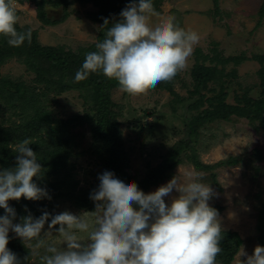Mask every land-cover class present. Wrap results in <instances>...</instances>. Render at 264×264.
<instances>
[{"label": "trees", "instance_id": "obj_1", "mask_svg": "<svg viewBox=\"0 0 264 264\" xmlns=\"http://www.w3.org/2000/svg\"><path fill=\"white\" fill-rule=\"evenodd\" d=\"M164 0H152L154 9L159 12ZM19 4H29L34 8L36 18L44 25H57L66 20L67 7L74 2L81 5L92 4L97 10L90 15L91 20L99 24L94 43L79 47L75 51L64 46H43L38 41V33L27 26L16 25L18 32L31 30L32 39L20 47H12L8 38L0 36V69L10 61L20 64L26 77H10L0 73V170L16 167L18 153L15 145L25 139L33 143L29 147L37 155V163L42 167L39 177L33 180L41 188H45L51 199L30 201L25 198L10 200L9 206L16 211L13 223L22 222V218L31 214L39 218L44 211L55 215L52 207L55 202H68L78 211L93 212L95 204L90 199L92 191L80 187L81 181L76 177V161L85 154L80 147L77 127H87L90 138L88 153L95 158L98 172L114 173L124 183L135 182L145 194L151 188L170 181L175 169L184 164L190 165L196 173L207 174L206 179L220 190L215 170L222 167L241 165L251 173V181L256 182L264 156L261 150L255 149L251 157L229 156L213 164L200 161L197 148L201 131L215 122H232L247 120L255 132L264 134V52L247 57L244 53L225 57L217 50L218 44L212 42L209 53L204 54L198 48L194 53V62L189 70V88L187 96L180 97L175 86L182 82L180 75L174 79L159 83L155 88L166 91L172 99L166 104L172 115L179 112L182 136L159 156L156 166L146 165L141 176L131 174L130 156L125 149L121 124L124 119L125 106L114 102L111 93L120 89L118 82L110 80L102 72L90 74L88 79L75 82V74L81 69L86 54L96 51V44L106 38V33L113 23L121 20L120 13L129 3L139 0H17ZM213 8L207 12L209 16H220L218 0H212ZM48 9H61L63 17L55 19ZM19 14V11H18ZM257 29L264 22V0L256 12ZM213 18V17H212ZM105 20L109 23L105 25ZM215 21V19L213 18ZM253 61L259 66L255 72L256 81L252 86H242L235 82L237 90L232 95L229 85L237 79L235 67L242 62ZM232 63L231 69L227 66ZM257 88V96H251L253 88ZM76 93L80 100L82 112L70 118H61L57 112L58 99L66 93ZM125 93V92H124ZM127 94V93H126ZM154 109L153 116L160 112ZM141 132L153 133L155 125L139 120ZM254 158L252 160L251 158ZM91 173V172H90ZM92 174V173H91ZM218 213L222 206H211ZM5 210L0 208V216ZM49 221L45 224L48 227ZM264 201H260L258 211L259 245L264 246ZM59 228L56 225L55 228ZM221 241L222 252L217 256V264H231L240 250L243 241L233 231L223 230ZM7 247L17 254L21 264H29L33 259L31 248L18 237L9 234ZM38 264H42L39 260Z\"/></svg>", "mask_w": 264, "mask_h": 264}, {"label": "clouds", "instance_id": "obj_2", "mask_svg": "<svg viewBox=\"0 0 264 264\" xmlns=\"http://www.w3.org/2000/svg\"><path fill=\"white\" fill-rule=\"evenodd\" d=\"M19 7L17 0H0V36L7 37L12 47L32 39L31 30L17 31ZM158 15L152 0L129 3L120 13L121 20L96 44L97 50L86 54L75 82L102 72L117 81L121 91L137 96L174 79L187 67L200 36L180 27L173 17L153 24L152 17ZM31 143L25 139L15 145L16 167L0 170V208L5 210L0 216V264H21L7 247L9 230L28 243L42 264H217L223 230L218 211L208 203L214 193L201 182L202 173L185 172L183 179L175 176L145 194L135 182L126 184L105 171L98 177L99 187L90 194L95 211L80 215L44 211L39 218L29 214L13 223L17 214L10 200L51 199L33 180L41 175L42 167ZM173 190L179 195L166 204L164 197ZM49 219V231L42 236ZM56 225L59 245L49 242ZM81 233L87 234V242ZM241 255L246 260L240 264H264V246L257 245L251 255L242 250Z\"/></svg>", "mask_w": 264, "mask_h": 264}, {"label": "rangeland", "instance_id": "obj_3", "mask_svg": "<svg viewBox=\"0 0 264 264\" xmlns=\"http://www.w3.org/2000/svg\"><path fill=\"white\" fill-rule=\"evenodd\" d=\"M262 0H218L221 12L220 16L207 15L213 8L212 0H164L160 6L158 16L152 17V23H158L160 20L173 17L175 22L185 30H192L199 34L200 41L194 46L193 55L188 60L187 67L179 72L182 82L175 86V91L180 97L187 96L189 88V70L194 62V53L200 49L202 53H209L213 47L212 42L218 44L219 50L223 56H237L244 53L247 57L252 54H261L264 52V22L255 29L257 23L256 12ZM19 26H27L38 33V41L43 46H64L66 49L75 51L79 47H86L94 43L99 30V24L94 23L90 15L96 12L92 4L81 5L78 2L71 3L67 7L69 15L66 20L57 25H44L36 18L34 8L29 4H19ZM55 10V11H54ZM52 9L55 19L61 20L63 11L61 9ZM212 46V47H211ZM232 63L227 68L231 69ZM237 79L229 85V91L232 95L233 89L237 90L235 82L242 86H252L256 81L255 72L259 69L256 62L246 61L235 67ZM2 75L10 77H28L24 68L15 61H10L1 69ZM257 88H253L251 96H257ZM114 102L125 106V115L121 124L123 139L125 140V149L130 156V172L141 176L148 164L154 167L159 162V156L182 136L181 122L179 119V110L172 115L166 104L172 97L166 92L150 89L146 94L132 96L124 93L121 89H115L111 93ZM156 109L157 115L153 116L151 112ZM56 112L61 118H70L82 112V107L77 94L68 92L58 99ZM155 125L153 133L147 131L141 132L139 129L133 132L132 129L139 127V120ZM80 140V147L85 154L76 161L77 174L80 179V187L88 188L91 191L99 187L100 176L95 158L88 153L90 142L88 128L77 127L75 131ZM259 149L264 156V134L255 132L245 119H239L232 122H215L201 131L198 143V156L202 163L213 164L224 160L229 156L251 157V153ZM254 160V158H251ZM261 168L260 176L256 182L251 181V173L246 167L236 165L234 167H222L215 170L217 182L220 190L212 186L206 179L207 174H203L201 182L209 184L213 190V197L208 201L210 206H222L223 210L219 212L222 230L236 232L243 241V244L231 264H240L246 260V256L253 253L254 248L259 245L258 211L260 201H264V161L256 163ZM194 172L188 165H180L175 169L174 177H184L185 172ZM92 174H91V173ZM169 181L160 184L158 187L151 188L148 193L156 191L160 186L166 185ZM147 193V194H148ZM175 190L164 197L166 204L178 196ZM54 214L63 211H70L73 214L80 215L85 211L74 209L68 202L58 201L52 207ZM91 218V214H89ZM58 229V228H57ZM57 229H51L53 237L49 242L61 243ZM49 231L44 227L41 235ZM9 234L18 237L13 231ZM82 239L87 242V234L81 233ZM20 238V237H18ZM22 239V238H20ZM23 240V239H22ZM28 245V243L26 242ZM29 246V245H28ZM66 247V245H61ZM32 250V249H31ZM43 255V249L40 250ZM40 256L33 255L29 264H38Z\"/></svg>", "mask_w": 264, "mask_h": 264}, {"label": "water", "instance_id": "obj_4", "mask_svg": "<svg viewBox=\"0 0 264 264\" xmlns=\"http://www.w3.org/2000/svg\"><path fill=\"white\" fill-rule=\"evenodd\" d=\"M51 10H52V9H51ZM51 10H50V11H51ZM46 11H47V12H50L49 10H46ZM54 11H55V10H54ZM263 232H264V223H263Z\"/></svg>", "mask_w": 264, "mask_h": 264}]
</instances>
